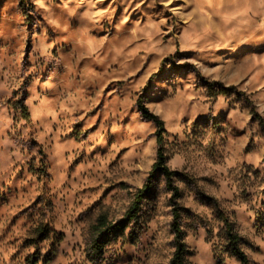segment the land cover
Returning <instances> with one entry per match:
<instances>
[{
    "label": "rangeland",
    "instance_id": "1",
    "mask_svg": "<svg viewBox=\"0 0 264 264\" xmlns=\"http://www.w3.org/2000/svg\"><path fill=\"white\" fill-rule=\"evenodd\" d=\"M139 98L186 264H264V0H0V264L169 263Z\"/></svg>",
    "mask_w": 264,
    "mask_h": 264
},
{
    "label": "trees",
    "instance_id": "2",
    "mask_svg": "<svg viewBox=\"0 0 264 264\" xmlns=\"http://www.w3.org/2000/svg\"><path fill=\"white\" fill-rule=\"evenodd\" d=\"M137 104H138L139 110L141 111L142 115L145 118L152 120L156 124V127H157L156 139H157V144H158V150H157V159L152 166L147 182L136 193L135 197L137 198V200L135 201V203H139L142 200V198L150 192L151 185H152L151 184L152 178L155 177V174L162 173L166 178L167 186L172 191V200H173L172 229L174 231L175 241H176V249L168 264H186V261H185L186 244L184 242V234H183L184 232H183V229L181 226V220H180L181 207L177 202V199L180 196V190H179V187L174 182L175 171H173L166 165V156L164 154L163 146H162L163 139H164V132H165L164 121L157 114L149 110V108L145 105L142 98H139L137 100ZM252 113L254 117L259 120L260 126L264 132L263 117L259 113H257L255 110H253ZM134 208L135 207H133V209ZM227 225H228L230 243L232 244V248H233L235 255L238 257L241 264H250L247 254L238 246L239 236L232 233L231 231L232 227L230 223H227ZM105 226H106L105 220L103 218H100V221L97 227L101 229H108V230L107 231L101 230L98 232V236L96 237L95 242L93 243V247L95 251L97 250L99 252L102 249L103 243L109 233H112V231L114 230L116 231V230L121 229L120 227H117L116 225H115L116 228L114 230L112 229L115 226H112V225H109L108 227H105Z\"/></svg>",
    "mask_w": 264,
    "mask_h": 264
}]
</instances>
